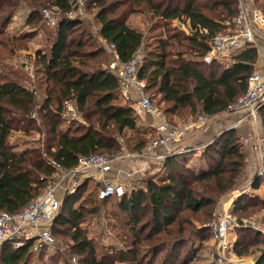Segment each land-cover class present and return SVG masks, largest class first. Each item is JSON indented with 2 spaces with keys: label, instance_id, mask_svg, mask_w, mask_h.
<instances>
[{
  "label": "trees",
  "instance_id": "16d2710c",
  "mask_svg": "<svg viewBox=\"0 0 264 264\" xmlns=\"http://www.w3.org/2000/svg\"><path fill=\"white\" fill-rule=\"evenodd\" d=\"M130 1L133 5L144 3L145 8L140 12L166 24L165 33L152 38L143 49L138 76L146 81V92L170 121L176 124L175 120H188L199 111L209 117L227 112L246 92L260 56L257 46L241 51L229 66L202 60L210 49L211 39L225 32L226 21L237 15V0H113L108 6V0H99V33L115 44L123 62L130 60L144 40V32L126 22L124 9L122 14H114L118 6ZM21 4L29 7V18L35 21L40 19L43 6L57 7L62 12L70 10L68 0H0V49H8L11 54L24 47L27 38V34L4 37ZM132 11L138 10L131 8L128 12ZM176 20L185 23L191 34L177 23L171 27ZM55 26L49 51L38 52L46 84L41 101L35 95L36 90L23 84L21 74L0 72V211H21L61 170L76 166L81 156H116L123 150L143 153L152 140L139 136L133 145L128 142L131 137H127L126 131L138 129L137 112L122 95L117 71L100 63L99 57L104 55L102 46L86 42L90 34L83 30L80 35L75 34L82 21L62 17ZM4 58L0 55V69L8 67ZM67 100L76 103L84 122L68 121L64 117ZM260 119L264 125V108ZM32 130L44 132L42 146L15 150L10 139L13 132L29 134ZM183 153L186 152L166 156L162 174L148 173L138 187L120 197L99 200L100 182L86 178L75 192L62 197L50 225L52 234L56 238L57 235L68 237L65 242L72 241L70 251L81 264H116L117 261L192 264V259L182 250L185 245L189 248L191 237L189 217L185 213L198 215L204 205L214 202L212 197L198 194L195 185L201 181L211 183L216 196L227 192L244 171L247 153L236 132L208 144L201 156L204 166L200 169L186 165L179 158ZM92 181L98 188L85 196L87 190L96 186ZM252 186L260 187L257 176ZM112 198L117 199L115 211L126 229V246L125 250L111 248L101 253L98 242L88 236L83 224L99 213V201ZM254 207L264 211V197L242 195L231 213H244ZM207 229L198 231L201 240L207 238ZM208 230L211 236V228ZM237 230L235 248L239 254L249 253L264 234L245 225ZM32 256L31 242L21 248L6 242L1 248L0 263L30 264ZM256 264H264V252Z\"/></svg>",
  "mask_w": 264,
  "mask_h": 264
},
{
  "label": "rangeland",
  "instance_id": "374dc122",
  "mask_svg": "<svg viewBox=\"0 0 264 264\" xmlns=\"http://www.w3.org/2000/svg\"><path fill=\"white\" fill-rule=\"evenodd\" d=\"M111 1L108 0L106 6L111 4ZM70 4V14L71 19H79L82 21V27L76 29V35H80L83 32L89 33V37L85 38L86 42L93 41L95 44L102 46L104 49L103 57H99L102 59L101 64H105L106 66H110L111 69L117 70L116 67L112 66L114 62V52L109 49L105 42L103 41V37L99 33L100 23L98 20V12L100 11V7L98 5L99 0H68ZM238 2V0H237ZM264 2V0H262ZM48 8L52 10L53 14L61 18L64 17V14L67 12H62L57 7L53 6H43L40 8V19L35 21L29 18V7L21 4L18 8H16L14 16L10 23L6 27V33L4 37L6 39L13 38V36H19L20 34H27V38L25 40V46L21 47L14 53H9L8 49H0V55L5 57L7 60L6 64L8 67L6 69H0L1 73H11L23 76V84H25L31 90H36L35 95L38 97V100L41 101L42 97L45 93V79L43 76V72L40 71L42 68V64L39 59V51L48 52L49 48L52 44L55 35L56 26H52L41 17L42 10ZM131 8H135L138 11H131ZM145 4H131L126 3L124 6H118V9L114 13L115 15L122 14V10L124 9L127 12L126 22L128 25L135 27L144 32V40L142 48H146L147 42L152 40V38L165 33L166 24L163 21L158 20L157 18H149V16L143 11L140 12V9H144ZM113 15V14H112ZM232 19L228 20L231 21ZM226 21V22H228ZM175 22V23H174ZM171 23V27L179 25V21H174ZM180 29H184L182 26H179ZM255 31L258 35V46L264 50V29L255 28ZM93 43V44H94ZM91 47V46H89ZM48 54V53H47ZM39 70V71H37ZM149 95L150 93L147 92ZM158 102V98L155 99ZM163 106V105H160ZM235 112H223L216 116H210L207 122L201 128H193V132L188 135L186 141L182 140L180 144H178V149L180 150L178 154L181 152H186L179 157L186 165H191L197 167V169L202 168L204 166V161H202L201 156L206 151V147L208 144L214 142L217 138L224 134H230L236 132L238 134L239 140L242 138L243 134H245L244 128H242L241 124H237V121L240 118L233 119L232 115ZM200 115V111L193 117L188 120L178 119L175 120L177 123L170 121L176 126H184L186 123L191 122ZM38 117V115H37ZM231 117V118H230ZM68 121H71V119ZM78 122H84L83 117L80 112L78 113L77 118L72 119ZM152 122V118L145 114L144 112H137V131H126L127 137H131L128 141L133 145L136 142V138L139 136H146L147 138L153 139L155 136L153 128L150 126ZM41 119L37 120V125H40ZM264 125L262 124V132L264 133ZM11 142L15 148V150H23L27 147H37L42 146L44 143L45 135L43 131L32 130L29 134H25L22 131H15L11 135ZM176 146V147H177ZM189 150H197L195 152H189ZM244 151L247 153V164H248V156L251 154L244 148ZM109 156V155H108ZM203 157V156H202ZM163 161V160H162ZM162 161L161 164H158V169H153L149 173H161L162 174ZM247 170V165L242 171L241 176L237 182V184L232 187L227 192L220 194L218 196L214 195L211 191V183L201 181L195 185V190L198 194L203 196H210L213 198V203L211 205H204L198 215H192L189 211L185 214L189 217L188 226L191 230V237L189 238V248L187 245L182 247L183 253L187 254V257L192 259V264H228V263H219L218 256L219 250L217 248L218 242L214 240L210 236L211 226L216 223L218 217L221 215L223 210L233 209L235 203L242 197V195H247L250 197H264V179L260 178V187L253 188V182L256 178V173L254 170L253 174H250L248 177H244L245 172ZM160 174V175H161ZM147 175V174H146ZM93 183V181H92ZM89 191L87 190L84 195L87 196L90 191L96 190L98 185L93 183ZM138 183H136V186ZM139 186V185H138ZM137 186V187H138ZM234 198V199H233ZM116 198H112L103 202L99 201L100 211L94 217L90 216L88 221L83 224L84 228L88 231V236L95 239V241L99 244V251L106 252L111 248L122 249L125 250V236L127 235L125 226L121 224V219L117 216L115 210H117L114 202ZM232 200V201H231ZM232 202V203H231ZM78 204V203H77ZM236 220L235 228L229 233V240L234 241V246L238 240V226L245 225L249 227H253L261 232H264V211L260 210V208L249 209L244 213L237 212L232 214ZM207 229V238L205 240H201L198 236V231L200 229ZM259 228V229H258ZM262 239L253 245L251 251L247 254H239L237 249L234 247L237 255L239 257L250 258L257 262L258 257L261 252H264V234L261 236ZM59 240H58V239ZM56 245L52 248L45 249L43 252L33 251V256L30 264H74L73 258L77 259V264H81L79 262L78 256L70 251L69 246L72 241L65 242L68 237L57 235ZM26 244L17 247L21 248ZM101 252V253H102ZM116 264H136L133 261H117Z\"/></svg>",
  "mask_w": 264,
  "mask_h": 264
},
{
  "label": "built area",
  "instance_id": "2783aa9c",
  "mask_svg": "<svg viewBox=\"0 0 264 264\" xmlns=\"http://www.w3.org/2000/svg\"><path fill=\"white\" fill-rule=\"evenodd\" d=\"M70 12L69 10L64 14V17L70 18ZM42 17L52 26L58 24L60 20L48 8L42 10ZM225 24L227 30L216 34L211 39L210 49L202 59L204 62L210 64L217 61L226 66L232 65L236 61L235 56L251 45L257 46L259 54L264 58V50L258 46V36L255 31V28L264 29V2L262 0H238L237 15ZM179 25L191 34V30L185 23ZM103 41L114 52L112 66L117 69L124 99L131 103L136 112H144L152 118L150 126L153 128L155 136L143 153L123 150L116 156L106 154L81 156L76 166L69 170H61L49 181L44 191L21 211L17 213L0 211V254L1 248L6 242L16 248L31 242L32 249L36 252L52 248L56 245V239L50 225L65 194L75 192L86 178H93L100 182L97 192L99 200L110 196L120 197L130 192L136 186L132 172H127L124 179L112 180L106 176L114 162L146 160L151 156L150 152L153 149L182 141L188 131L193 128H201L209 118L203 112L184 126H176L171 123L162 109L146 92V81L138 76L139 66L144 56L143 48H139L130 60L123 62L116 51L115 44L109 43L104 38ZM262 108H264V69L255 71L249 77L246 92L227 110L229 112L243 111L244 116L237 121V124H241L245 119L258 120ZM64 110V117L69 120L77 118L79 113L76 103L70 100L65 102ZM33 115L35 116V113ZM241 143L253 157V169L256 176L264 179V133H249L241 138ZM165 157V155L158 156L162 159ZM235 226L236 220L229 208L223 210L216 223L211 226V236L218 242V262L256 264L250 258L239 257L234 250V241L229 240V233ZM73 260L74 264H77V259L73 258Z\"/></svg>",
  "mask_w": 264,
  "mask_h": 264
},
{
  "label": "crops",
  "instance_id": "0c3cea01",
  "mask_svg": "<svg viewBox=\"0 0 264 264\" xmlns=\"http://www.w3.org/2000/svg\"><path fill=\"white\" fill-rule=\"evenodd\" d=\"M262 69H264V58L262 57V55H260L259 60L256 64V71L262 70ZM242 116H244L243 111L235 112L232 115L233 119L241 118ZM241 127L244 128V130L246 131L245 134H243V136H247L249 133H252V134H255L257 132L259 133V132H262L263 130L260 118L258 120L245 119ZM193 131L194 130H190L187 132L184 138L185 141L188 138V135ZM182 142L181 141L172 142L168 144L167 146H160L158 148H155L150 152L151 156H149L146 160L138 159V160H125V161L114 162L111 169L107 172L106 176L110 177V179L112 180L121 179V178L124 179L126 178V173L130 171L133 173V179H134L135 184L139 183L146 174H148L153 169H156L159 163L161 164V161L163 159L158 158V156L160 155L168 156L174 153L178 154L180 150L178 149L177 145ZM248 157L249 158H248L247 170L245 172L244 177H248L250 174L254 173L253 157L252 155L251 156L249 155Z\"/></svg>",
  "mask_w": 264,
  "mask_h": 264
}]
</instances>
